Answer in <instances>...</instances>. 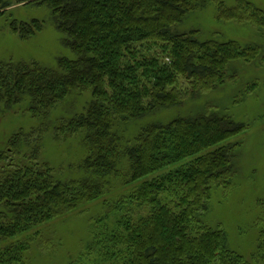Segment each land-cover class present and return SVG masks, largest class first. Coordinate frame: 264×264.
Listing matches in <instances>:
<instances>
[{
    "label": "trees",
    "instance_id": "trees-1",
    "mask_svg": "<svg viewBox=\"0 0 264 264\" xmlns=\"http://www.w3.org/2000/svg\"><path fill=\"white\" fill-rule=\"evenodd\" d=\"M21 3L48 11L73 58H56L55 68L0 62V108L20 105L35 122L0 150V243L112 194L118 183L129 188L126 199L105 202L107 215L131 201L147 212L135 222L127 215L112 225L93 221L86 250L95 264H207L219 246L224 259L249 264L197 216L212 191L231 187L239 143L230 139L245 127L208 102L182 109L233 79V63L250 62L257 47L181 31L201 0H0V19L22 41L44 22L5 11ZM245 6L264 24L261 10ZM73 95L86 97L84 104L51 120V110ZM47 132L79 141L81 158L70 166L78 176L63 178L41 159ZM259 235L255 258L264 262V226ZM28 249L27 240L2 246L0 264H25Z\"/></svg>",
    "mask_w": 264,
    "mask_h": 264
},
{
    "label": "rangeland",
    "instance_id": "rangeland-1",
    "mask_svg": "<svg viewBox=\"0 0 264 264\" xmlns=\"http://www.w3.org/2000/svg\"><path fill=\"white\" fill-rule=\"evenodd\" d=\"M201 1L199 9L187 15L180 25L181 31L196 30L198 38L203 40H230L241 45L256 46L257 54L250 62H234L232 68H235L236 74H233V79L218 91L202 94L198 101L186 103L182 109V112L187 113L198 111L208 102L245 127L230 139L231 143H239L237 173L231 187L226 191H212L207 209L197 216L201 223L224 234L223 242L233 255L249 264H264L255 258L258 254L259 233L264 226V24L250 17L253 16L252 11L245 6V2H248L251 8L255 7L264 13V0ZM225 10L227 11L222 12ZM5 11L19 21H43L44 27L33 38L22 41L9 31L5 20L0 19V62L35 61L46 68H55L56 58H73L44 7L21 3L13 4ZM85 99L86 97L74 95L66 98L51 110L49 118L55 120L68 115L72 110L79 109ZM20 107L22 106L18 105L7 111L0 108V150L13 132L35 125L27 113L20 111ZM169 115H163L164 119ZM82 151L76 137L63 142L55 141L51 133L47 132L43 138L40 157L56 168L61 177H76L78 174L70 166L81 158ZM128 190L129 188L120 187L116 183L112 194H104L98 200L83 204L59 218L37 226L11 240V243L28 241L29 249L23 254L25 264H95L94 252L86 250L92 222L100 219L112 225L121 215L130 216L135 222L147 212L146 206H139L131 201L132 204L125 209L121 207L118 214L107 215L104 203L119 200L121 196L126 199L123 195ZM11 243L9 240L4 241L0 243V248ZM216 252L215 258L206 260L209 261L207 264L240 263L233 257L224 259L220 246Z\"/></svg>",
    "mask_w": 264,
    "mask_h": 264
}]
</instances>
